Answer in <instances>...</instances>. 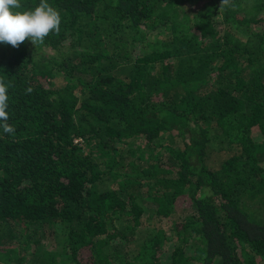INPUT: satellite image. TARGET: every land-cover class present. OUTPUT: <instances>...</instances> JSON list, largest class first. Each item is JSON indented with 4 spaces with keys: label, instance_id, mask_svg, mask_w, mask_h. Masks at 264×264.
Wrapping results in <instances>:
<instances>
[{
    "label": "trees",
    "instance_id": "16d2710c",
    "mask_svg": "<svg viewBox=\"0 0 264 264\" xmlns=\"http://www.w3.org/2000/svg\"><path fill=\"white\" fill-rule=\"evenodd\" d=\"M49 2L0 45V264L263 261L264 0Z\"/></svg>",
    "mask_w": 264,
    "mask_h": 264
},
{
    "label": "clouds",
    "instance_id": "9594fccd",
    "mask_svg": "<svg viewBox=\"0 0 264 264\" xmlns=\"http://www.w3.org/2000/svg\"><path fill=\"white\" fill-rule=\"evenodd\" d=\"M228 3V0H222ZM22 9L20 0H0V45L17 47L26 38L32 44L43 43L51 32L60 31L61 15L49 0H39L35 7ZM9 120L8 85L0 81V133L12 134Z\"/></svg>",
    "mask_w": 264,
    "mask_h": 264
},
{
    "label": "rangeland",
    "instance_id": "374dc122",
    "mask_svg": "<svg viewBox=\"0 0 264 264\" xmlns=\"http://www.w3.org/2000/svg\"><path fill=\"white\" fill-rule=\"evenodd\" d=\"M217 154V153H216ZM219 155V154H218ZM259 264H264V260L263 261H261Z\"/></svg>",
    "mask_w": 264,
    "mask_h": 264
}]
</instances>
